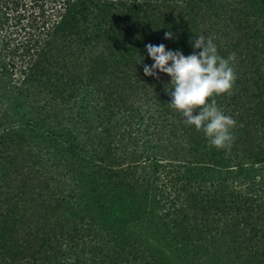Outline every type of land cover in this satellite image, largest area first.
Returning a JSON list of instances; mask_svg holds the SVG:
<instances>
[{
  "label": "trees",
  "instance_id": "obj_1",
  "mask_svg": "<svg viewBox=\"0 0 264 264\" xmlns=\"http://www.w3.org/2000/svg\"><path fill=\"white\" fill-rule=\"evenodd\" d=\"M194 28L236 54L223 150L170 107V76L145 75L147 48L128 55L136 41L187 56ZM0 264H264V10L0 0Z\"/></svg>",
  "mask_w": 264,
  "mask_h": 264
},
{
  "label": "clouds",
  "instance_id": "obj_2",
  "mask_svg": "<svg viewBox=\"0 0 264 264\" xmlns=\"http://www.w3.org/2000/svg\"><path fill=\"white\" fill-rule=\"evenodd\" d=\"M172 38L171 32L165 33V39ZM190 43L199 51L187 56L179 50H168L164 44H147L154 63L145 64L144 73L159 79L158 70L170 76V83L165 85L170 107L180 113L186 125L203 133L210 148L223 150L234 142L237 122L222 111L216 98L231 95L234 90L238 79L236 54L221 56L210 35L201 34Z\"/></svg>",
  "mask_w": 264,
  "mask_h": 264
},
{
  "label": "rangeland",
  "instance_id": "obj_3",
  "mask_svg": "<svg viewBox=\"0 0 264 264\" xmlns=\"http://www.w3.org/2000/svg\"><path fill=\"white\" fill-rule=\"evenodd\" d=\"M254 6V8L259 11V12H262V10H264V0H250ZM196 22V18L193 17L192 18V24H194ZM193 32L196 33L195 35H201L204 33V30L201 29L198 30L197 28H194L193 29ZM199 32V33H198ZM146 42V41H144ZM147 44H150V42H146L145 43V46L144 47H141V44H137L136 41H133L132 43H129V46L128 47H131L129 52H128V55L132 56V55H136V53L139 51V50H145L143 48H146V45ZM155 45V43H154ZM184 48H180V50H183ZM186 50V48L183 50V52ZM146 52V51H145ZM186 53V51H185ZM152 59V58H150ZM167 172H168V169L165 167H162V165L159 166V169H158V172L154 174V171L151 170V172L149 173V176H151V185H152V197H154V202L156 204L155 206V211L156 210H160L161 209V206L163 205V197H162V194L165 193L166 191L163 189L164 187L163 186H170V183L168 182V175H167ZM220 177H218V176ZM221 175L222 173H217L216 175L214 174V177L212 175V178H216L215 181L217 182H220V179H221ZM218 178V179H217ZM167 187V186H166ZM136 188H141V186H137ZM142 189V188H141Z\"/></svg>",
  "mask_w": 264,
  "mask_h": 264
}]
</instances>
